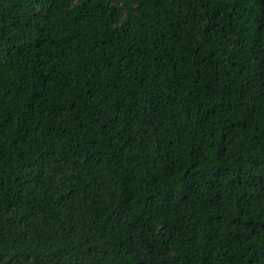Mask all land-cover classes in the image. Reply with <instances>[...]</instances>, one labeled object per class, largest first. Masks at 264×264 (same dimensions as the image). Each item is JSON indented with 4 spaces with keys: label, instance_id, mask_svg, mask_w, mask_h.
I'll use <instances>...</instances> for the list:
<instances>
[{
    "label": "trees",
    "instance_id": "obj_1",
    "mask_svg": "<svg viewBox=\"0 0 264 264\" xmlns=\"http://www.w3.org/2000/svg\"><path fill=\"white\" fill-rule=\"evenodd\" d=\"M0 264H264V0H0Z\"/></svg>",
    "mask_w": 264,
    "mask_h": 264
}]
</instances>
